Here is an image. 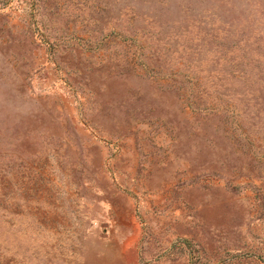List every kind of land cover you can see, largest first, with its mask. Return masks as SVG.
I'll return each instance as SVG.
<instances>
[{
    "label": "rangeland",
    "instance_id": "1",
    "mask_svg": "<svg viewBox=\"0 0 264 264\" xmlns=\"http://www.w3.org/2000/svg\"><path fill=\"white\" fill-rule=\"evenodd\" d=\"M0 264H264V0H0Z\"/></svg>",
    "mask_w": 264,
    "mask_h": 264
}]
</instances>
